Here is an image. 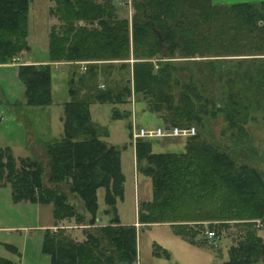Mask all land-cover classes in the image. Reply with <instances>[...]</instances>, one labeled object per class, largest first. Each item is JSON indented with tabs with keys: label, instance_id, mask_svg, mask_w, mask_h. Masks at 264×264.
<instances>
[{
	"label": "trees",
	"instance_id": "16d2710c",
	"mask_svg": "<svg viewBox=\"0 0 264 264\" xmlns=\"http://www.w3.org/2000/svg\"><path fill=\"white\" fill-rule=\"evenodd\" d=\"M53 1L50 11L58 23L47 34V60L16 67L24 103H50L52 61L103 59L105 85L101 89L95 84V62L75 79V72L71 73L61 133L43 144L46 164L14 157L9 147L0 146V186L8 184L15 201L51 206L57 227L43 228L40 245L48 264H136V227L120 223L115 207L123 189L122 146L100 137L88 109L89 101L96 99L113 104L112 118H128L129 107L118 109L114 104H128L131 94L141 109L165 124L195 127L192 135L183 137L180 151H152L150 138L135 139L136 167L150 181V198L137 204V222L168 223L187 240L205 243L201 221L206 220L207 228L217 234L228 220H241L236 224L243 232L227 247V257L220 264H264V240L247 220L258 218L264 228L261 174L236 162L203 134L210 120L220 116V133L229 137L232 146L244 145V124L250 116L242 99L258 103L264 95V0L227 4L130 0V24L125 16H118L113 0ZM27 10L28 0H0V63L10 62L27 48ZM79 19L83 24L75 23ZM242 48L246 53L240 52ZM240 54L252 55L250 62L241 68L237 60L234 68L220 69L219 59L230 58L217 56ZM111 68L123 71L117 80L110 77ZM227 72L231 73L226 78L229 92L219 104L215 80ZM237 81L240 84L235 86ZM82 88L85 93L80 95ZM98 187L103 189L102 213L108 214L102 224L96 222ZM64 219L85 225L82 239L58 226ZM3 246L19 257L15 245ZM155 247L169 255L160 245ZM0 264L18 261L0 255Z\"/></svg>",
	"mask_w": 264,
	"mask_h": 264
},
{
	"label": "rangeland",
	"instance_id": "374dc122",
	"mask_svg": "<svg viewBox=\"0 0 264 264\" xmlns=\"http://www.w3.org/2000/svg\"><path fill=\"white\" fill-rule=\"evenodd\" d=\"M116 4L118 16H125L130 24V16L133 12V6L130 0H113ZM214 3L227 4L233 0H225L219 2L212 0ZM257 2L258 0H246ZM54 6L53 0H28L27 10V48L25 50L28 57L35 60H45L47 55V34L51 25H57L56 15L50 11ZM77 24H83V21L76 20ZM20 50V51H21ZM19 51V52H20ZM246 49H240L241 53H246ZM17 52V53H19ZM13 55L11 58L15 59ZM249 54L217 56L230 59H219V66L225 71L228 66L234 68L237 60L241 62V68L250 62ZM15 61V60H14ZM117 62L116 60H112ZM11 62V61H10ZM53 62V61H52ZM39 63V62H38ZM51 63V62H50ZM118 64V63H117ZM234 64V65H233ZM14 67L0 66V142L9 139L11 143L25 142L27 135L33 140L40 138V130L46 124V119H51L50 135L58 137L61 132V123L58 121L62 114L61 101L66 97V82L64 71L60 67L50 66V81L52 97L49 105L31 106L15 105V110H11L8 101L15 102L22 100L21 82L17 77ZM100 69V70H99ZM100 71V74H99ZM110 77L118 79L120 70L110 69ZM230 72L224 73L215 80L214 90L216 92V101L221 104L225 99V95L229 92L230 82L226 80ZM237 84H240L237 81ZM102 83V86L99 84ZM95 84L98 88H103L105 82L103 80V66H98V74L95 78ZM68 86V84H67ZM132 98V94L129 99ZM133 98H135L133 96ZM251 98V97H250ZM129 101V100H128ZM243 102L248 105V114L250 118L244 124L247 137L243 146H232L233 142L229 137L223 136L220 130L223 125L221 117L210 120L204 135L217 143L222 149H225L233 157L236 162H244L255 167L261 174L264 185V95L255 103L251 98L250 101L243 98ZM17 102V101H16ZM130 102V101H129ZM11 105V104H10ZM113 104L108 102H94L90 107L91 120L95 127L99 130L100 137L108 143L122 146L120 148L119 159L121 162V172L123 174L122 197L115 203L118 214L123 220L133 219L137 212V201L141 200V196L146 186L137 179L138 198L134 187L135 175L132 170V151L130 140L128 142L127 126L128 118H112L110 116ZM116 108L121 109L122 104H114ZM2 115V117H1ZM136 123L143 127H154L161 124V120L155 115L140 108V102L135 104ZM43 123V124H42ZM58 123V125H57ZM196 126V125H195ZM46 126L43 130H45ZM197 128V127H196ZM104 132V134H103ZM44 132L43 135L45 134ZM151 146L153 151H180L183 149L182 136L176 137H153ZM18 141V142H17ZM34 159H39L31 154ZM141 177L145 178L148 186V194H150V182L148 176L143 173ZM135 183V184H136ZM102 188L97 190V215L107 218L102 213ZM138 199V200H137ZM144 200V198H143ZM139 202V201H138ZM51 210V208H50ZM49 206L45 204L33 203L27 200L15 201L11 198L9 186H0V255L17 259L18 264H48V255L40 251L43 227L49 218ZM252 223L254 234L264 240V228L258 218L247 219ZM243 220V221H247ZM241 220H228V226L221 228L217 232L215 241L207 240L205 243H194L179 234L173 232L168 223H148L138 224L137 229V246L135 262L146 264H220L227 257V247L235 242L242 234L240 226L236 224ZM105 222V221H103ZM55 223V222H54ZM59 227H63L65 232L74 238H83V229L85 225L75 224L72 219H64L57 222ZM202 230L207 229V221H201ZM51 230L57 227L46 226ZM202 231V232H203ZM75 232V233H74ZM82 233L81 235H79ZM203 235V234H202ZM3 243H10L16 246L19 251L17 258L13 253L7 250ZM165 248L169 255L165 257L159 251L155 244ZM160 252L158 255L156 252Z\"/></svg>",
	"mask_w": 264,
	"mask_h": 264
},
{
	"label": "crops",
	"instance_id": "0c3cea01",
	"mask_svg": "<svg viewBox=\"0 0 264 264\" xmlns=\"http://www.w3.org/2000/svg\"><path fill=\"white\" fill-rule=\"evenodd\" d=\"M215 1H219V2H224L225 3V0H215ZM237 1H246V0H233L232 2H237ZM26 42H27V40H26ZM46 45H47V43H46ZM27 46H28V44H27ZM24 51L25 50H21L19 53H17V55L15 56V59H14L15 61L13 60L11 62L0 63V66H11V67H14L13 71L14 70L16 71V67H17L18 64H21V63H38V62H44V61L47 60V59H45V60L44 59L43 60L31 59V58L28 57L27 53H25ZM80 60H91V63L95 62L97 64V67L98 66L99 67L103 66V59H80ZM77 61H79V60H74V61H53V62L50 63L51 66H53L55 68L56 67H60L64 71V74H65L66 97L61 101V103H60L61 107H62L63 102L69 99V95H68V92H67V83H68L67 80L70 77L71 73L75 72L76 75L74 74V77H73L75 79L78 74L83 73V71L86 69V67L88 65V63H87L85 69L82 70V69L79 68V65H78ZM97 74H98V72H97ZM99 74H100V71H99ZM22 89H23V87L21 86V92H22ZM50 91H51V81H50ZM84 93H85V89L82 88L80 90V95H83ZM51 99H52V97H51ZM16 101L15 102H13V101L12 102L11 101L7 102L9 104L11 110H15L14 109L15 105L18 102H19L20 105H28V104L24 103L23 96H22V100H16ZM129 101L130 102L128 104L127 103L122 104L123 105L122 108H128L129 107V109L131 111L130 116H129V120H128L129 127H127V130H128L127 131L128 142L130 140L131 151H132V170L131 171H133V173H134L133 175H135V179H136L135 183L137 182V179L139 177L140 178L139 181L142 182L144 186H146V188H145L146 192H143L142 196H141V198H142L141 200H143V198L146 200V199L150 198V194H148V189H147L148 186L146 185L145 178L141 177V175H142L141 171H139V169L136 167L135 158H134V145H132V142H131V139H130L131 124H133L135 127L136 126H141L140 124L136 123V119H135V104H136V102H135V99L133 98V94H132V98H130ZM94 102L101 103V101H97L96 99L95 100L92 99L91 101H89V103H88L89 112H90V107L89 106L92 103H94ZM50 103H51V101H50ZM50 103H48L46 105H49ZM31 106H43V105H31ZM1 117H2V115H1ZM60 117H61V115L58 117L59 118L58 121L61 123ZM155 117H157V116H155ZM157 118H159L161 120V124L160 125H162V124L165 125V123L163 122V120L160 117H157ZM116 119H118V118H116ZM127 124H126V126H127ZM57 125H58V123H57ZM157 125H159V124H156L155 126H157ZM45 126H46L45 130H43ZM45 126L43 128H41V130H40V134H41L40 138L38 137L36 140H33L30 135H27V140L25 142H18L17 141L18 143H14L13 144V143L9 142L10 141L9 139H7V140H5L3 142H0V146L9 147V149H10V151H11V153H12V155L14 157L34 158V157H31V154L33 155V152H34V155L37 158H39V160H41L43 165H44V164H46L47 158H46V156L43 153V144L45 142L51 140V139L57 138V137H54L53 135H50V132L52 131V129H51V126H52L51 125V119H48V118L46 119ZM45 131H46V133H45L46 135H43ZM165 137H176V136H165ZM182 147H183V142H182ZM151 150H152V146H151ZM120 168H121V162H120ZM135 183H134V187H135L136 196H137V194H138L137 183L136 184ZM98 188L96 189V194H97ZM137 198H138V196H137ZM96 199H97V196H96ZM119 199H121V198H119ZM141 200H138V201H141ZM102 201H103V191H102ZM138 201H137V204H138ZM45 205L49 206V211H48L49 218H47V221H46V223L44 225H40L43 228H45L46 226H54L55 225L54 224L55 221H54V219H53V217L51 215V210H50L51 206H50V204H45ZM77 207H78V209H82L81 206H80V202L77 203ZM102 210H103V206H102ZM81 211L83 212V214H86V212L84 210H81ZM116 213H117V216H118V219H119L120 223H123V224H128V223L134 224L135 227H138V224H140V223L137 222V214H136V212H135V217H133V219H129V220H123L121 218V216L118 214L117 207H116ZM106 216L108 218V214H106ZM106 219L103 220V217L101 218V216L97 215V221L96 222H97V224H102L103 221H106ZM81 234L82 233H80L79 235H81ZM136 246H137V229H136Z\"/></svg>",
	"mask_w": 264,
	"mask_h": 264
},
{
	"label": "built area",
	"instance_id": "2783aa9c",
	"mask_svg": "<svg viewBox=\"0 0 264 264\" xmlns=\"http://www.w3.org/2000/svg\"><path fill=\"white\" fill-rule=\"evenodd\" d=\"M14 58H11L10 61H13ZM91 62V60H79L77 61L80 69H85L86 64ZM102 86V83L99 84ZM195 132V127L193 124L186 126H178V125H157L154 127H143V126H134L131 124L130 130V139L132 145H134L135 139L142 138H152V137H165V136H188L192 135ZM203 235L207 240L215 241L216 235L213 230L205 229L203 231Z\"/></svg>",
	"mask_w": 264,
	"mask_h": 264
},
{
	"label": "water",
	"instance_id": "95a60500",
	"mask_svg": "<svg viewBox=\"0 0 264 264\" xmlns=\"http://www.w3.org/2000/svg\"><path fill=\"white\" fill-rule=\"evenodd\" d=\"M168 124H165V126H167Z\"/></svg>",
	"mask_w": 264,
	"mask_h": 264
}]
</instances>
